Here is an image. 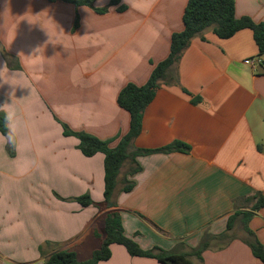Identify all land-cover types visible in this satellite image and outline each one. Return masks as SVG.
Wrapping results in <instances>:
<instances>
[{
  "label": "crops",
  "instance_id": "1",
  "mask_svg": "<svg viewBox=\"0 0 264 264\" xmlns=\"http://www.w3.org/2000/svg\"><path fill=\"white\" fill-rule=\"evenodd\" d=\"M187 1L120 0L124 10L98 14L65 1L0 0V79L11 84L0 87L10 130L0 132V264H45L58 250L87 260L110 210L121 213L125 234L141 247L189 252L206 232H224L236 211H249L251 196L264 194V55L249 28L220 38L207 27L169 69L177 82L157 88L129 148L178 141L189 149L137 155L141 169L128 175V191L126 161L111 208L75 199L87 193L103 202L105 156H85L62 124L113 138L115 147L130 127L118 94L128 82L144 85L168 56ZM76 14L81 23L72 31ZM235 15L264 22V0H235ZM248 227L264 244V207ZM229 235L201 258L192 255L193 264H264L243 240L242 214ZM111 252L97 264H163L117 243Z\"/></svg>",
  "mask_w": 264,
  "mask_h": 264
},
{
  "label": "trees",
  "instance_id": "2",
  "mask_svg": "<svg viewBox=\"0 0 264 264\" xmlns=\"http://www.w3.org/2000/svg\"><path fill=\"white\" fill-rule=\"evenodd\" d=\"M49 1H65L74 3L77 6H89L100 14L109 10V7H97L95 5L96 0ZM118 3H120V0L110 1L112 5ZM125 8V5L118 7L120 11ZM182 18L183 30L172 33L168 56L154 66L147 82L144 85L128 82L120 90L117 102L120 107L129 112L130 127L115 147L110 146L114 140L113 138L101 139L86 131L71 130L65 123L62 124L64 135H73L79 139L78 148L85 156H93L98 152L103 153L105 156L104 200L103 202H95L86 193L75 197L82 206L96 205L99 209L111 208L113 206L111 199L117 185L118 176L126 161H129L130 167L123 178L122 188L128 191L133 187L134 181L130 180L128 175H134L141 169L136 161L137 155L189 149L187 144L176 141L160 148H139L133 152L129 150L132 140L141 132L144 110L153 100L157 88L169 81L177 82V79L169 74V69L179 62L183 51L190 45L195 35L207 27H212L217 36L228 38L240 29L249 28L253 31V36L258 46V54L264 55V22H255L248 16L237 17L235 15V0H188ZM76 20L75 24H78V14ZM196 101H198V98H194V102ZM7 122L8 118L5 113L0 112V132L6 136L10 134ZM14 147L15 141L11 138L7 146L11 154H14ZM250 199L253 200V205L249 211H236L228 218L227 229L224 232L216 235L206 232L200 244L189 252L167 251L159 247L148 249L141 247L138 242L125 234L121 213L118 210H110L104 217L102 229L99 232L95 231L101 243L93 251L90 258L80 260L74 250H58L47 258L45 264H97L111 257V245L114 243L123 245L131 256L155 258L163 264H193L190 258L192 255L201 258L202 252L213 246V242L223 241L220 244L222 246L233 239L230 237L229 232L233 229L235 221L240 214L243 215V229L245 231L243 240L250 246L253 255L264 263V244L248 227L250 218L255 212L264 207V194L258 192L251 196Z\"/></svg>",
  "mask_w": 264,
  "mask_h": 264
},
{
  "label": "rangeland",
  "instance_id": "3",
  "mask_svg": "<svg viewBox=\"0 0 264 264\" xmlns=\"http://www.w3.org/2000/svg\"><path fill=\"white\" fill-rule=\"evenodd\" d=\"M110 1H111V0H107V3H105V4H103V5H99V4H97V3H95V5H96L97 7H109V9H110L111 6H117V7H119L120 3L112 5V4H110ZM69 3H70V2H69ZM73 5H74L76 8H77V7H80V6L75 5L74 3H73ZM82 6H85V5H82ZM88 7H89V6H88ZM90 8H91V7H90ZM91 9H93V8H91ZM93 10H94V9H93ZM94 11H95V10H94ZM95 12H96V11H95ZM107 12H109V10H108ZM107 12H105V13H103V14H106ZM96 13H97V12H96ZM98 14H100V13H98ZM78 17H79L78 24H75V22L77 21V20H76V18H77V14H76V15H75V19H74V23H73V26H72V31H75V30L80 26L81 18H80L79 15H78ZM129 167H130V165H129ZM129 167L126 168V166H125V170L128 171ZM25 182H27V180H26ZM237 235H238V233H237ZM241 235H242V234H241ZM230 237H232V235H230ZM215 242H216V241H215ZM215 242H213L212 245H214V246H218V245H220V244L223 243V241H217L216 243H215ZM214 243H215V244H214Z\"/></svg>",
  "mask_w": 264,
  "mask_h": 264
},
{
  "label": "clouds",
  "instance_id": "4",
  "mask_svg": "<svg viewBox=\"0 0 264 264\" xmlns=\"http://www.w3.org/2000/svg\"><path fill=\"white\" fill-rule=\"evenodd\" d=\"M124 2L125 3H127L128 2V0H124ZM4 84H10L9 82H7V81H4V80H2V79H0V87H2ZM11 85V84H10ZM12 93H10V95H11ZM8 116H9V118H11V116H12V113L11 112H9L8 113ZM9 139H11V136H9Z\"/></svg>",
  "mask_w": 264,
  "mask_h": 264
},
{
  "label": "built area",
  "instance_id": "5",
  "mask_svg": "<svg viewBox=\"0 0 264 264\" xmlns=\"http://www.w3.org/2000/svg\"><path fill=\"white\" fill-rule=\"evenodd\" d=\"M245 62H246L247 64L251 65L252 67L255 66V64H254L255 62H254L253 60H251V59H246Z\"/></svg>",
  "mask_w": 264,
  "mask_h": 264
}]
</instances>
